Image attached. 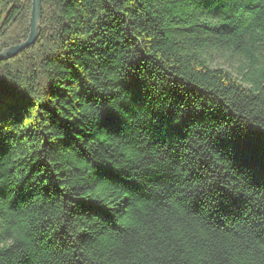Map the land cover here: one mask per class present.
I'll use <instances>...</instances> for the list:
<instances>
[{
  "label": "trees",
  "instance_id": "16d2710c",
  "mask_svg": "<svg viewBox=\"0 0 264 264\" xmlns=\"http://www.w3.org/2000/svg\"><path fill=\"white\" fill-rule=\"evenodd\" d=\"M32 0H0V52ZM0 264H264V0H41L0 62Z\"/></svg>",
  "mask_w": 264,
  "mask_h": 264
},
{
  "label": "water",
  "instance_id": "95a60500",
  "mask_svg": "<svg viewBox=\"0 0 264 264\" xmlns=\"http://www.w3.org/2000/svg\"><path fill=\"white\" fill-rule=\"evenodd\" d=\"M41 19V0H32L27 40L20 45L12 46L0 52V62L11 59L21 51L33 46L38 37V27Z\"/></svg>",
  "mask_w": 264,
  "mask_h": 264
},
{
  "label": "clouds",
  "instance_id": "9594fccd",
  "mask_svg": "<svg viewBox=\"0 0 264 264\" xmlns=\"http://www.w3.org/2000/svg\"><path fill=\"white\" fill-rule=\"evenodd\" d=\"M20 241H25V234L22 227H17L6 239H0V249L11 248Z\"/></svg>",
  "mask_w": 264,
  "mask_h": 264
}]
</instances>
